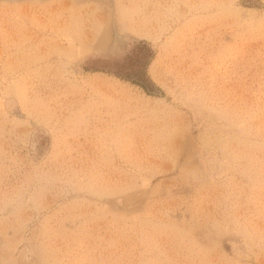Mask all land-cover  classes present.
I'll list each match as a JSON object with an SVG mask.
<instances>
[{
	"label": "rangeland",
	"instance_id": "1",
	"mask_svg": "<svg viewBox=\"0 0 264 264\" xmlns=\"http://www.w3.org/2000/svg\"><path fill=\"white\" fill-rule=\"evenodd\" d=\"M0 264H264V0H0Z\"/></svg>",
	"mask_w": 264,
	"mask_h": 264
},
{
	"label": "bare ground",
	"instance_id": "2",
	"mask_svg": "<svg viewBox=\"0 0 264 264\" xmlns=\"http://www.w3.org/2000/svg\"><path fill=\"white\" fill-rule=\"evenodd\" d=\"M145 22V21H144Z\"/></svg>",
	"mask_w": 264,
	"mask_h": 264
}]
</instances>
